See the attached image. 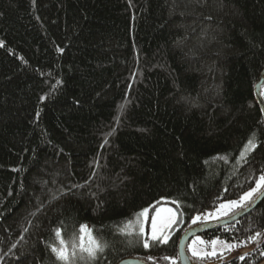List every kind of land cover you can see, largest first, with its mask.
Listing matches in <instances>:
<instances>
[{"label":"trees","instance_id":"16d2710c","mask_svg":"<svg viewBox=\"0 0 264 264\" xmlns=\"http://www.w3.org/2000/svg\"><path fill=\"white\" fill-rule=\"evenodd\" d=\"M263 71L264 0H0V264H61L54 230L81 225L107 246L73 264H179L192 220L264 175ZM162 200L168 243L120 233ZM256 233L221 264H264V200L203 237Z\"/></svg>","mask_w":264,"mask_h":264},{"label":"snow or ice","instance_id":"6c2138e0","mask_svg":"<svg viewBox=\"0 0 264 264\" xmlns=\"http://www.w3.org/2000/svg\"><path fill=\"white\" fill-rule=\"evenodd\" d=\"M107 141H105L106 143ZM256 147L255 143V137L253 136L250 138L247 142V145L245 146L244 152H242L241 159L245 158V155L254 150ZM221 159H226V157H221ZM254 196L264 197V175H261L259 177L258 182L255 183V186L250 188L248 191L244 192L239 199L237 200H230L226 203H221L216 212L209 213L208 216H205L203 220H207L208 218L212 217L215 219H219L221 217L228 216L234 209H244L245 203L250 202L253 200ZM167 213V216L158 221L152 222V233H151V239L154 241H157L159 243H168L169 235L166 234L167 230L172 227V225L177 223V214L172 211L171 209L164 210ZM160 216V213L157 214ZM147 216V209L144 210V212L137 215L136 219L129 220L123 224L122 227L119 228V231L121 234H131L132 231L139 225V234L143 236L145 234L144 232V226L141 222V217ZM200 216H196L192 223L195 224L197 221H201ZM55 237L59 241V246H52L51 251L56 256V259L61 262V264H73V259L77 256V249L80 253L86 254V256L82 255L80 258L85 259L87 261H95L98 257V253H103V251L106 248V244L102 242L98 237L94 236L92 233V230L88 228L87 225H81L79 227V234L78 236H75L71 240L66 239L63 237L62 230L61 229H55L54 230ZM261 237V233H256L255 237H252L251 239L253 242H257L259 238ZM200 244H204V241H200ZM212 244V251H197V249L193 246L191 248L192 255L197 256L200 258H205L209 255L216 256L217 251L216 247L218 244H222L223 247L227 250H232L236 247V245L222 242L218 240H214L211 242ZM144 247H148V241L147 239L144 240ZM220 255H223V252L220 253ZM167 259V258H165ZM243 259V257H241ZM173 264H175V261H173Z\"/></svg>","mask_w":264,"mask_h":264},{"label":"rangeland","instance_id":"374dc122","mask_svg":"<svg viewBox=\"0 0 264 264\" xmlns=\"http://www.w3.org/2000/svg\"><path fill=\"white\" fill-rule=\"evenodd\" d=\"M223 203H226V202H223ZM248 203L249 202L245 203L244 209L246 207H248L247 206ZM217 208L214 211L209 212V213L216 212ZM167 209H171L172 211H174L177 214V223L172 225V227L170 229H168L167 233H166V234L169 235V239H170L172 233L182 226V214L180 212L179 206L175 202H172V201H169V200H162L159 203H157L156 205H154L153 207H150V208L147 209V216H142L140 218L141 222L143 223L144 232H145V234L142 236L143 243H144L145 239H147L148 244H149L150 241H154V240H152L150 238L151 237V233H152V222L153 221H158L159 222L160 220L164 219L167 216V213L164 210H167ZM239 211H241V209H234L226 217H221L219 219H215V218L210 217V218H208L205 221V220H203V218L205 216H208V214H209V213H206V214L200 216L202 219H201V221H197L196 224L198 225V224H203V223H211V222H217V221H221V220H224V219H228V218H230L231 216H233L234 214H236ZM142 212H144V211H142ZM158 213H160V216L157 215ZM133 231H134V233L139 234V225H137V227ZM92 233H93V231H92ZM134 233L132 232L131 234H128V235L130 236V235H132ZM201 240L204 241V244H200ZM214 240L227 242V241L219 239V238H216V239H213L211 241H208L203 236H198V237L194 238L188 244V249H187L191 260H193L197 264L204 263V262H206L208 264H221L225 260L230 258L231 256L240 254L241 250H244V248L251 247V246L255 245V243H256V242L254 243L253 241H251L249 243H247V242H243V243L227 242V243H231V244L236 245V247L229 251V250L225 249L222 244H218L217 247H216V251H217V255L216 256L209 255V256H207L205 258H200V257L192 255L191 248L193 246L197 249V251L211 252L212 251L211 242L214 241ZM221 252H223L222 256L220 255ZM81 254L82 253H80L79 250L77 249V256L76 257L79 258L81 256Z\"/></svg>","mask_w":264,"mask_h":264},{"label":"water","instance_id":"95a60500","mask_svg":"<svg viewBox=\"0 0 264 264\" xmlns=\"http://www.w3.org/2000/svg\"><path fill=\"white\" fill-rule=\"evenodd\" d=\"M264 84V71L260 75L259 80L256 84L255 87V97H256V102L258 106L262 109L263 114H264V100L262 97V86ZM264 197H257L256 200L246 207L245 209L237 212L233 216H231L228 219H224L221 221L217 222H211V223H203V224H198L196 226H193L186 230L184 234L182 235L179 245H178V257H179V264H193L187 248L188 244L196 237L198 236H203L204 234L210 233L213 230H216L218 228H222L228 225H231L239 220H241L243 217L249 215L253 211H255L259 205L263 202ZM119 264H149L145 261L139 260V259H126L121 261Z\"/></svg>","mask_w":264,"mask_h":264}]
</instances>
